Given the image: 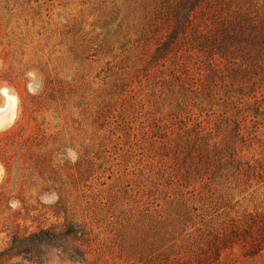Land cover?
Returning a JSON list of instances; mask_svg holds the SVG:
<instances>
[{"label": "rangeland", "instance_id": "374dc122", "mask_svg": "<svg viewBox=\"0 0 264 264\" xmlns=\"http://www.w3.org/2000/svg\"><path fill=\"white\" fill-rule=\"evenodd\" d=\"M150 1L0 0V264H205L215 233L263 224L264 106L183 90L174 69L210 72L155 64ZM248 248L220 261L264 264Z\"/></svg>", "mask_w": 264, "mask_h": 264}, {"label": "trees", "instance_id": "16d2710c", "mask_svg": "<svg viewBox=\"0 0 264 264\" xmlns=\"http://www.w3.org/2000/svg\"><path fill=\"white\" fill-rule=\"evenodd\" d=\"M150 2L155 36L151 58L155 64H165L173 58L181 60V66L189 71L191 64L202 63L210 72L206 84L196 85L193 78L179 70L174 69L170 75L180 79L183 90L191 89L196 99L210 104L222 100L225 105H234L236 115L252 111L257 117L264 106V0ZM219 84L225 87L223 95L216 89ZM234 124L233 131H239L238 118ZM184 219L190 220L189 212H185ZM262 223L258 227L254 221L234 223L229 230L215 233L207 242L205 264H226L220 261L221 252L239 241L246 243L250 255L264 250V218ZM64 227V233L72 238L88 235L82 224L66 220ZM83 256L78 254L85 262Z\"/></svg>", "mask_w": 264, "mask_h": 264}, {"label": "bare ground", "instance_id": "6f19581e", "mask_svg": "<svg viewBox=\"0 0 264 264\" xmlns=\"http://www.w3.org/2000/svg\"><path fill=\"white\" fill-rule=\"evenodd\" d=\"M5 91L3 90V93H4ZM7 96V99H8V102H9V104L11 105V110L13 109V101H11V100H9L11 97L9 96V95H6Z\"/></svg>", "mask_w": 264, "mask_h": 264}]
</instances>
